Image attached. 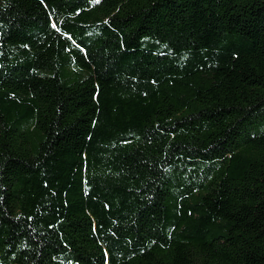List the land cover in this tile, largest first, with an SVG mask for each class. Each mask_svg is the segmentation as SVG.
I'll return each mask as SVG.
<instances>
[{
  "label": "trees",
  "instance_id": "obj_1",
  "mask_svg": "<svg viewBox=\"0 0 264 264\" xmlns=\"http://www.w3.org/2000/svg\"><path fill=\"white\" fill-rule=\"evenodd\" d=\"M0 264H264V0H0Z\"/></svg>",
  "mask_w": 264,
  "mask_h": 264
}]
</instances>
